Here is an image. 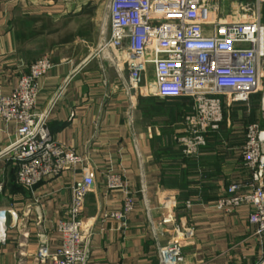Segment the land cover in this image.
<instances>
[{"label": "crops", "instance_id": "obj_1", "mask_svg": "<svg viewBox=\"0 0 264 264\" xmlns=\"http://www.w3.org/2000/svg\"><path fill=\"white\" fill-rule=\"evenodd\" d=\"M108 1L0 0V90L11 93L29 67L47 57L52 67L40 82L36 113H48L55 143L90 167L94 184L82 214L86 264H159V249L175 231L189 235L182 264H255L261 245L248 221L250 208L223 215L213 203L229 185L249 183L241 149L249 124L264 129V83L247 103L224 101L219 130L207 134L195 159L185 158L172 141L180 132L173 120L185 110L160 111L158 125L145 115L166 104L187 109L189 101L127 89L126 69L98 52L109 37ZM152 81L149 69L146 82ZM15 141L14 125L0 120V211L15 213V220L7 215L0 221V264H36L38 235L50 237L52 250L58 244L55 223L82 177L79 170L65 171L32 190L18 186L12 158L5 155ZM108 172L120 176L121 190L106 188ZM126 194L134 198V211L111 218Z\"/></svg>", "mask_w": 264, "mask_h": 264}, {"label": "built area", "instance_id": "obj_2", "mask_svg": "<svg viewBox=\"0 0 264 264\" xmlns=\"http://www.w3.org/2000/svg\"><path fill=\"white\" fill-rule=\"evenodd\" d=\"M212 1L109 0V37L98 47L120 71L126 69L127 89L162 100L189 101L192 113L185 117V131L177 139L187 159L197 156L210 131L218 130L224 101L247 103L264 83V26L260 22L264 0L247 5L245 12L251 10L252 14L236 20L219 18L217 4ZM51 67L47 57L41 58L19 78L11 93L0 90V120L14 125L16 134L5 155L14 163L16 184L28 190L65 171L79 170L81 182L71 188L66 214L55 223L58 244L52 250L50 237L41 232L34 261L86 264L82 214L85 197L94 184L90 167L87 159L55 143L47 128L48 113H36L39 85ZM149 69L153 72L150 84L146 82ZM241 162L249 172V183L229 185L213 208L223 215L250 208L248 221L261 245L255 264H264V129L257 124L245 129ZM105 181L110 191L123 188L116 173L108 172ZM134 209L133 196L126 194L121 211L110 217L122 220ZM165 209H174V204ZM167 213L165 222L171 220L170 211ZM7 215L15 220L13 211H0V221ZM187 236V231H175L170 242L159 249V264H182Z\"/></svg>", "mask_w": 264, "mask_h": 264}, {"label": "rangeland", "instance_id": "obj_3", "mask_svg": "<svg viewBox=\"0 0 264 264\" xmlns=\"http://www.w3.org/2000/svg\"><path fill=\"white\" fill-rule=\"evenodd\" d=\"M213 3L217 4V7H218L217 16L219 18H226V17H230L231 18V17H233L234 20L241 19V18H243L244 15L248 17L249 14H252V11L250 10V12H245L247 10L246 9L247 5H249V6L254 5L255 6V0H213L212 4ZM262 7H264V5H261L260 12H262L261 11ZM243 9H244V11H243ZM244 19H246V18H244ZM190 108L186 109L184 106L180 107L177 104L162 105L161 107L159 106L158 108H153L152 109L153 114L145 115V121L149 122L151 120H155L156 121L155 124L158 125L159 124L158 119H160L161 116L163 115V113L160 112V111H162L164 109H168V110H172L173 113H175L177 111V109L185 110L184 114L180 115V117H176L177 119L173 120L174 124L177 122L176 125H178V128L180 130V132L178 134L175 133L173 135L172 141L175 144V143H177V139L180 136H182L183 131H185L184 130L185 122H183V121H184L185 117H187L190 113H192ZM154 109H156V110H154ZM186 110L188 111V113H189V110H190V113L187 114V115H185ZM175 127H177V126H175ZM175 127H173L172 129H174ZM218 130H219V128H218ZM244 137H245V134H244ZM244 143H245V138H244ZM195 158L196 157H192L190 159H195ZM233 213H235V212H233Z\"/></svg>", "mask_w": 264, "mask_h": 264}, {"label": "trees", "instance_id": "obj_4", "mask_svg": "<svg viewBox=\"0 0 264 264\" xmlns=\"http://www.w3.org/2000/svg\"><path fill=\"white\" fill-rule=\"evenodd\" d=\"M206 137H207V135H206Z\"/></svg>", "mask_w": 264, "mask_h": 264}]
</instances>
